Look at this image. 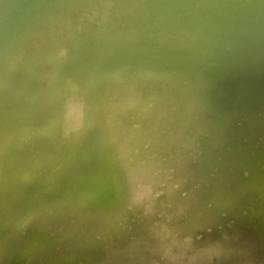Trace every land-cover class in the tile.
Returning a JSON list of instances; mask_svg holds the SVG:
<instances>
[{"label":"water","instance_id":"95a60500","mask_svg":"<svg viewBox=\"0 0 264 264\" xmlns=\"http://www.w3.org/2000/svg\"><path fill=\"white\" fill-rule=\"evenodd\" d=\"M177 250L264 264V0H0V264Z\"/></svg>","mask_w":264,"mask_h":264},{"label":"bare ground","instance_id":"6f19581e","mask_svg":"<svg viewBox=\"0 0 264 264\" xmlns=\"http://www.w3.org/2000/svg\"><path fill=\"white\" fill-rule=\"evenodd\" d=\"M178 251H180V250H177V252ZM178 255H180V261H182V263L181 264H187L188 262L189 263H194V264H215L214 262L213 263H211V259H210V257L209 256H203L202 258H195V259H193V257H187L186 259V263L185 262H183V258H184V256L185 255H183L182 253H180V252H178ZM178 256H176V258H177ZM216 264H224V263H220V262H218V263H216ZM245 264H256V263H254V262H248V263H245ZM258 264V263H257Z\"/></svg>","mask_w":264,"mask_h":264}]
</instances>
